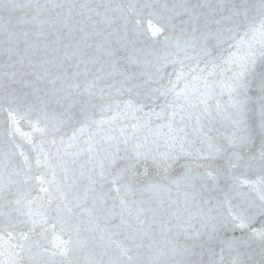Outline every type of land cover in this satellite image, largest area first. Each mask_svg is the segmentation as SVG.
<instances>
[{"label": "water", "instance_id": "obj_1", "mask_svg": "<svg viewBox=\"0 0 264 264\" xmlns=\"http://www.w3.org/2000/svg\"><path fill=\"white\" fill-rule=\"evenodd\" d=\"M16 2L31 7L0 15V264H264L260 0Z\"/></svg>", "mask_w": 264, "mask_h": 264}, {"label": "snow or ice", "instance_id": "obj_2", "mask_svg": "<svg viewBox=\"0 0 264 264\" xmlns=\"http://www.w3.org/2000/svg\"><path fill=\"white\" fill-rule=\"evenodd\" d=\"M4 0H0V15L3 14L4 8L2 7ZM26 7H31V4L29 5H24V4H18L16 2V0H10V4L8 6V15L9 17H13L17 12H24ZM260 8H261V13L262 15H264V0H260ZM35 12L39 13L41 11V9L37 6L34 9ZM33 19H35V17H33ZM215 23L219 24L220 21H215ZM262 23V28H264V21L261 22ZM162 31L161 28L159 27H152V34L155 36L158 33H160ZM230 31V29H229ZM0 35H3V30L2 27H0ZM10 36L15 37L17 35V33L15 32H11L9 33ZM19 35L27 37L28 36V32L27 31H22L21 33H19ZM25 43H27V40L24 41ZM262 55H264V53H262ZM255 65H256V61H255V57L250 56L247 58L246 63L242 66V71L241 73L238 74V79L241 81L239 83V87L242 90H245L244 94L245 96H247V89L249 87L248 83H247V78L248 77H252L253 79L256 78V71H255ZM177 75V79L175 82L173 81H169V83L171 84L172 88L174 89L176 87V85L179 83L181 77H182V73H178ZM259 79H260V115L262 120H264V72H261L259 74ZM155 91L159 92L160 89H156ZM14 119V117H13ZM235 155V154H234ZM147 158V153H143V152H137L136 153V159L137 161H140L141 159H146ZM179 157L173 158L167 154H163L161 157V163L165 166V167H170L169 162H178ZM239 161V157H237V162ZM261 161L264 162V152L261 153ZM231 167H236L237 164L236 163H232V161L229 162ZM127 170V169H125ZM244 183H248L247 181H244ZM46 191V190H45ZM117 191H119V189H117ZM261 200H264V195H261ZM30 215V214H29ZM234 220L236 221H240V217L238 216H234L233 217ZM33 225H35V221H32ZM47 221H44L43 224H46ZM42 224V226H43ZM240 226L243 227V223H240ZM54 227V226H53ZM47 230V229H45ZM257 235L260 236L261 240H264V231L262 232H258L256 233ZM23 236V238L26 240L28 237L24 234H21ZM9 239H12V234L9 233ZM0 240H3V236L0 235ZM51 243L53 244V247L55 248H61L62 245L66 244L67 242L64 241L60 236L58 235H54L52 237V241Z\"/></svg>", "mask_w": 264, "mask_h": 264}]
</instances>
